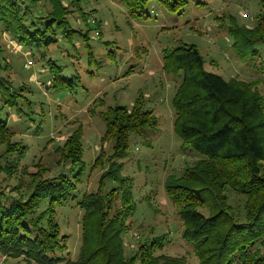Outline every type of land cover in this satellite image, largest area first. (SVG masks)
I'll return each instance as SVG.
<instances>
[{
	"label": "trees",
	"instance_id": "obj_1",
	"mask_svg": "<svg viewBox=\"0 0 264 264\" xmlns=\"http://www.w3.org/2000/svg\"><path fill=\"white\" fill-rule=\"evenodd\" d=\"M52 1V11L36 15L32 8L39 0H0V27L23 47L50 46L57 42L55 22L60 27L68 24V6L63 0ZM122 1L134 17H144L153 2L175 13L184 11L189 3ZM228 32L234 38L236 55L264 73V12L252 27L234 20ZM164 59L168 70L182 73L173 97L175 131L185 150L198 156L182 175L166 178L167 195L182 219V238L192 245L200 264H264V96L254 81L227 79L207 70L194 44L166 49ZM47 63L53 81L46 87L73 84L54 60ZM6 69V59L0 58V110L8 105L19 112L22 108L17 99L25 96L14 92L11 81L1 76ZM25 99L30 106V100ZM102 115L106 124L102 141H113V157L121 162L112 161L98 190L84 192L77 201L85 210L78 259L63 255L67 238L61 235L56 207L77 199V184L86 168L79 128L63 149L65 161L71 164L70 175L44 178L32 174L31 190L22 197L12 196L0 186V252L24 256L26 264H191L187 255L159 252L165 247V235L140 243L136 252L125 256V220L134 215L136 201L132 179L122 174V159L129 156L131 133L143 136L155 132L159 118L153 109L146 108L142 95L132 107L110 106ZM12 136L7 120L0 116V143L4 145L0 172L8 175L16 173L27 152L25 145L11 141ZM14 154L19 161L1 164L3 158ZM105 179L116 185L105 191ZM230 191L245 198L244 213L236 211ZM43 203L46 206L41 210Z\"/></svg>",
	"mask_w": 264,
	"mask_h": 264
},
{
	"label": "rangeland",
	"instance_id": "obj_2",
	"mask_svg": "<svg viewBox=\"0 0 264 264\" xmlns=\"http://www.w3.org/2000/svg\"><path fill=\"white\" fill-rule=\"evenodd\" d=\"M68 6V24L55 22L57 42L50 46L27 48L0 27V58L8 69L1 76L11 81L22 110L6 105L0 110L9 126L12 142L27 147L21 161L17 155L1 160L19 161L13 175L0 172V186L12 196H26L31 190V175L44 178L59 173L71 174L65 161L64 145L77 128L82 130L86 168L75 192L77 199L57 208L61 235L67 238L69 260H77L82 246V218L85 210L77 201L84 192H95L110 163L121 162L113 157V141H102L106 124L102 115L110 106H128L140 95L146 108L159 118L155 132L130 135L129 156L122 174L132 179L136 210L126 216L123 234L124 254L129 257L140 243L154 236H166L159 251L170 255H187L191 264H200L192 245L182 238V219L177 206L166 192V178L182 175L186 166L198 159L186 151L174 128L173 97L182 73L168 70L164 51L183 44H194L204 57L207 70L227 79L254 81L264 96V73L242 61L233 48L234 38L228 28L234 20L254 26L264 12L263 0H189L181 13L171 12L157 2L151 3L144 17L131 15L122 0H63ZM36 15L53 9L52 0H39L33 7ZM35 10V11H34ZM88 34V38H86ZM62 67V74L73 84L51 85L48 60ZM0 94V106L3 104ZM4 145L0 143V152ZM105 191L116 185L104 180ZM14 186H20L14 190ZM231 203L243 212L245 198L230 191ZM42 204V209L45 207ZM0 264H26L25 257H11L0 252ZM32 264H39L32 262Z\"/></svg>",
	"mask_w": 264,
	"mask_h": 264
}]
</instances>
